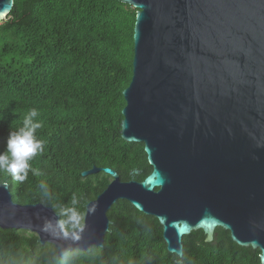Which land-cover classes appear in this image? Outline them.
Masks as SVG:
<instances>
[{"label":"water","instance_id":"95a60500","mask_svg":"<svg viewBox=\"0 0 264 264\" xmlns=\"http://www.w3.org/2000/svg\"><path fill=\"white\" fill-rule=\"evenodd\" d=\"M119 1L137 9L120 132L144 142L152 170L123 180L104 167L111 181L67 236L45 227L61 221L53 206L17 202L1 182L0 227L34 231L59 256L87 250L104 245L108 211L125 198L158 218L179 256L184 235L203 229L212 241L219 226L240 245L264 248V0ZM13 4L0 0V21Z\"/></svg>","mask_w":264,"mask_h":264},{"label":"trees","instance_id":"16d2710c","mask_svg":"<svg viewBox=\"0 0 264 264\" xmlns=\"http://www.w3.org/2000/svg\"><path fill=\"white\" fill-rule=\"evenodd\" d=\"M136 12L119 0H14L0 21V151L32 108L42 124L35 135L44 141L23 183L0 172L15 201H40L60 214L74 207L84 218L86 203L112 179L104 167L123 180L132 178V169L141 170L134 174L139 180L152 170L144 142L120 132L123 90L133 75ZM93 166L100 169L83 174ZM108 215L103 246L60 256L34 231L0 227V264H259L260 249L238 244L221 226L212 241L203 229L184 235L179 256L167 249L155 215L125 198Z\"/></svg>","mask_w":264,"mask_h":264},{"label":"clouds","instance_id":"9594fccd","mask_svg":"<svg viewBox=\"0 0 264 264\" xmlns=\"http://www.w3.org/2000/svg\"><path fill=\"white\" fill-rule=\"evenodd\" d=\"M38 116L37 109H29L23 117L22 126L9 132L6 147L0 151V172L20 183L28 178L29 171H33L29 162L44 150V141L35 135L37 129L42 127L41 122L36 119ZM4 185H7V180L4 181ZM72 203H76L75 195H73ZM61 215L67 219L59 221L55 226L49 223L45 227L59 228L65 236L69 234L66 225L73 230L82 227L84 218L76 208H64L61 210ZM253 246L256 247L257 245L253 243ZM257 257L259 264H264V248L260 249Z\"/></svg>","mask_w":264,"mask_h":264}]
</instances>
